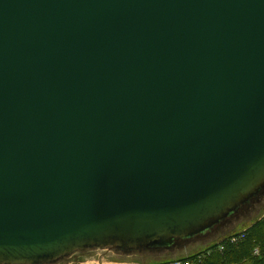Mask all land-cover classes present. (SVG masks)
<instances>
[{"label": "water", "instance_id": "95a60500", "mask_svg": "<svg viewBox=\"0 0 264 264\" xmlns=\"http://www.w3.org/2000/svg\"><path fill=\"white\" fill-rule=\"evenodd\" d=\"M264 188V0H0V264L169 246Z\"/></svg>", "mask_w": 264, "mask_h": 264}, {"label": "rangeland", "instance_id": "374dc122", "mask_svg": "<svg viewBox=\"0 0 264 264\" xmlns=\"http://www.w3.org/2000/svg\"><path fill=\"white\" fill-rule=\"evenodd\" d=\"M241 207L212 229L192 237H178L169 246L131 249L90 246L39 264H171L175 261L198 264L211 252L225 250L227 243L236 244L246 238L248 229L264 218V188ZM254 252L261 256L264 251L256 247Z\"/></svg>", "mask_w": 264, "mask_h": 264}, {"label": "trees", "instance_id": "16d2710c", "mask_svg": "<svg viewBox=\"0 0 264 264\" xmlns=\"http://www.w3.org/2000/svg\"><path fill=\"white\" fill-rule=\"evenodd\" d=\"M256 247L264 251V218L248 229L246 238L236 244L227 243L225 250H215L198 264H264V252L255 255Z\"/></svg>", "mask_w": 264, "mask_h": 264}, {"label": "built area", "instance_id": "2783aa9c", "mask_svg": "<svg viewBox=\"0 0 264 264\" xmlns=\"http://www.w3.org/2000/svg\"><path fill=\"white\" fill-rule=\"evenodd\" d=\"M171 264H191L189 261H186V263L182 262V261H175Z\"/></svg>", "mask_w": 264, "mask_h": 264}, {"label": "flooded vegetation", "instance_id": "af4514ba", "mask_svg": "<svg viewBox=\"0 0 264 264\" xmlns=\"http://www.w3.org/2000/svg\"><path fill=\"white\" fill-rule=\"evenodd\" d=\"M242 208V207H241Z\"/></svg>", "mask_w": 264, "mask_h": 264}]
</instances>
